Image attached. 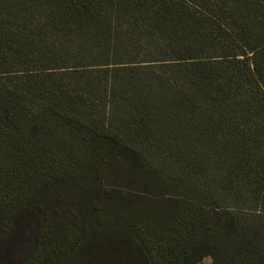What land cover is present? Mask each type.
Here are the masks:
<instances>
[{
    "label": "trees",
    "instance_id": "1",
    "mask_svg": "<svg viewBox=\"0 0 264 264\" xmlns=\"http://www.w3.org/2000/svg\"><path fill=\"white\" fill-rule=\"evenodd\" d=\"M26 216L19 264H264V0H0V248Z\"/></svg>",
    "mask_w": 264,
    "mask_h": 264
},
{
    "label": "rangeland",
    "instance_id": "2",
    "mask_svg": "<svg viewBox=\"0 0 264 264\" xmlns=\"http://www.w3.org/2000/svg\"><path fill=\"white\" fill-rule=\"evenodd\" d=\"M144 194L147 197H153L151 191H144ZM148 202L149 200L144 204V207H142L140 203L139 206L143 210L145 207H148L153 212L151 206H146ZM22 220L21 223L18 224L20 232L18 240L12 241V243L6 244L4 247L0 248L1 264H19L29 255L33 248L34 236L39 226H37V224L35 226V221L31 219V217L26 216ZM123 233L125 234V232ZM127 237L123 234H118L117 236L114 234L113 239L106 240V242L100 244L99 251H97V247L93 250H87L86 254L89 257L92 256L94 259L95 256L100 257L106 253V259L101 260V264H146L145 258L135 247V241L131 236L129 237L127 235ZM114 242H116V245L107 249V244L111 245ZM206 262L207 260L203 259L200 264H206ZM89 264H95V260L91 261Z\"/></svg>",
    "mask_w": 264,
    "mask_h": 264
}]
</instances>
